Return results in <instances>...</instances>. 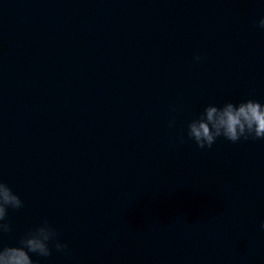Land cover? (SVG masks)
Returning a JSON list of instances; mask_svg holds the SVG:
<instances>
[{
  "label": "water",
  "instance_id": "1",
  "mask_svg": "<svg viewBox=\"0 0 264 264\" xmlns=\"http://www.w3.org/2000/svg\"><path fill=\"white\" fill-rule=\"evenodd\" d=\"M261 17L260 0H0V180L24 202L0 243L46 219L67 249L39 264H264V140L184 134L208 104L264 102Z\"/></svg>",
  "mask_w": 264,
  "mask_h": 264
},
{
  "label": "clouds",
  "instance_id": "2",
  "mask_svg": "<svg viewBox=\"0 0 264 264\" xmlns=\"http://www.w3.org/2000/svg\"><path fill=\"white\" fill-rule=\"evenodd\" d=\"M264 3V0H260ZM258 27L264 29V17ZM3 46L0 45V52ZM195 60H201L196 56ZM175 121L169 120V127ZM186 137L201 149L212 148L218 139L237 143L241 140H264V102L257 99L225 101L223 104H208L193 116L185 129ZM20 196L3 180H0V236L11 231L7 222L9 209L23 208ZM260 227L264 229V223ZM54 246L58 252L67 245L58 239L56 229L45 219L40 225L29 230L13 244L0 243V264H39L33 257L48 258Z\"/></svg>",
  "mask_w": 264,
  "mask_h": 264
}]
</instances>
